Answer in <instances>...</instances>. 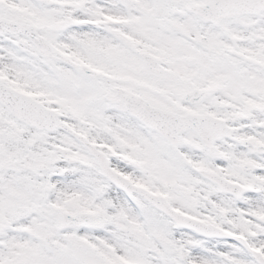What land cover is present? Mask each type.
<instances>
[{"label": "snow or ice", "instance_id": "1", "mask_svg": "<svg viewBox=\"0 0 264 264\" xmlns=\"http://www.w3.org/2000/svg\"><path fill=\"white\" fill-rule=\"evenodd\" d=\"M0 264H264V0H0Z\"/></svg>", "mask_w": 264, "mask_h": 264}]
</instances>
